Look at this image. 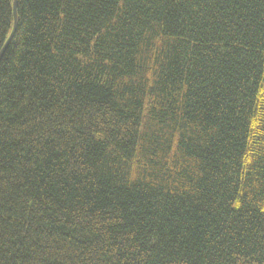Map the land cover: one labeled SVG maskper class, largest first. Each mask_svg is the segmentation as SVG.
<instances>
[{
	"label": "trees",
	"instance_id": "16d2710c",
	"mask_svg": "<svg viewBox=\"0 0 264 264\" xmlns=\"http://www.w3.org/2000/svg\"><path fill=\"white\" fill-rule=\"evenodd\" d=\"M17 3L0 264H264V0Z\"/></svg>",
	"mask_w": 264,
	"mask_h": 264
},
{
	"label": "water",
	"instance_id": "95a60500",
	"mask_svg": "<svg viewBox=\"0 0 264 264\" xmlns=\"http://www.w3.org/2000/svg\"><path fill=\"white\" fill-rule=\"evenodd\" d=\"M17 5H18L17 0H15V1H14V5H13V18H14L13 30H12V32H11V34H10V36H9V38H8V40H7V42L5 43L3 49H2L1 52H0V61H1V59H2V57H3V55H4V53L6 52L8 46L10 45L11 40L13 39L14 34H15V32H16V29H17V24H18Z\"/></svg>",
	"mask_w": 264,
	"mask_h": 264
}]
</instances>
